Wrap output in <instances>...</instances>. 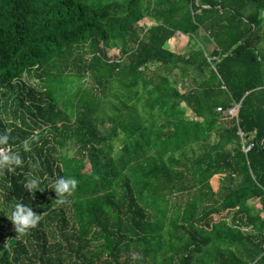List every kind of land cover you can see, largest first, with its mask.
<instances>
[{
  "label": "trees",
  "instance_id": "trees-1",
  "mask_svg": "<svg viewBox=\"0 0 264 264\" xmlns=\"http://www.w3.org/2000/svg\"><path fill=\"white\" fill-rule=\"evenodd\" d=\"M262 12L264 0H0V151L23 160L0 168V264H264ZM179 34L187 56L167 47ZM235 104L238 118L217 111ZM60 178L76 189L57 194ZM17 203L35 227L16 230Z\"/></svg>",
  "mask_w": 264,
  "mask_h": 264
},
{
  "label": "clouds",
  "instance_id": "clouds-1",
  "mask_svg": "<svg viewBox=\"0 0 264 264\" xmlns=\"http://www.w3.org/2000/svg\"><path fill=\"white\" fill-rule=\"evenodd\" d=\"M36 139V137H33ZM9 141V136L7 134L0 135V145H7ZM25 149L27 150L28 142L25 141ZM23 163L22 158L19 154L9 155L7 152L0 155V168H7L8 171H14L13 166H21ZM78 181L76 179H65L60 178L54 182V190L57 194L63 196L64 194H70L77 187ZM39 188V181L33 179L28 182L26 189L29 192H36ZM58 203H64V200H58ZM11 221L16 227L17 231L24 232L25 230L35 227L38 223L40 216L34 215L28 207L22 206L17 203L14 210L11 213Z\"/></svg>",
  "mask_w": 264,
  "mask_h": 264
},
{
  "label": "rangeland",
  "instance_id": "rangeland-1",
  "mask_svg": "<svg viewBox=\"0 0 264 264\" xmlns=\"http://www.w3.org/2000/svg\"><path fill=\"white\" fill-rule=\"evenodd\" d=\"M151 22L153 23V21H148V22H146L145 25L146 26H150L152 24ZM171 49L172 50L174 49L173 45L171 46ZM118 53H119L118 50L111 49L109 51V56L110 57H114V56H117ZM86 81H88L89 84H91V81L89 79H87ZM23 82L27 83L29 85H32V86H34V87H36L38 89H42V83H41L40 79L37 78L36 76H28V75H26L25 78L23 79ZM2 99L3 98H1V96H0V118H2L6 123H12V119L10 118V114L8 115L4 111H2V107L4 105V101ZM8 113H9V111H8ZM36 132H39V129ZM4 153H5V151H4ZM4 153L2 152V150L0 151V155H2ZM65 153H66V151H65ZM251 204L254 206V208L257 211H261L263 209V205L261 204V202L259 200L255 199V200L251 201Z\"/></svg>",
  "mask_w": 264,
  "mask_h": 264
},
{
  "label": "crops",
  "instance_id": "crops-1",
  "mask_svg": "<svg viewBox=\"0 0 264 264\" xmlns=\"http://www.w3.org/2000/svg\"><path fill=\"white\" fill-rule=\"evenodd\" d=\"M262 17H264V12H262ZM152 24H154V22ZM189 41H190L189 37L179 34L175 39L171 40L167 44V47L168 49H170L172 52L176 54L187 56L190 50H192L193 48L192 44H190ZM172 45L174 46L173 50L171 49ZM212 50H213V47L210 46V51L212 52ZM211 52H208L207 55H210ZM178 86H179V89L182 88L181 81L179 82Z\"/></svg>",
  "mask_w": 264,
  "mask_h": 264
},
{
  "label": "built area",
  "instance_id": "built-area-1",
  "mask_svg": "<svg viewBox=\"0 0 264 264\" xmlns=\"http://www.w3.org/2000/svg\"><path fill=\"white\" fill-rule=\"evenodd\" d=\"M240 108H241V104H235L234 107L228 109V110H225L223 109L222 107H219L217 109V111L219 113H222L224 115H229V116H232V117H236L238 118V115H239V111H240ZM243 135V134H242ZM253 147V144H251L250 146L248 147H244V151L245 152H248L251 148ZM2 152L4 153V150H2Z\"/></svg>",
  "mask_w": 264,
  "mask_h": 264
}]
</instances>
